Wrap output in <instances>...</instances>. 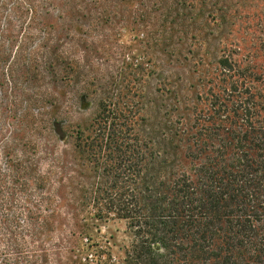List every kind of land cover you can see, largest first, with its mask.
<instances>
[{"label":"trees","instance_id":"16d2710c","mask_svg":"<svg viewBox=\"0 0 264 264\" xmlns=\"http://www.w3.org/2000/svg\"><path fill=\"white\" fill-rule=\"evenodd\" d=\"M148 1L146 97L68 131L70 11L0 0V264H264V0Z\"/></svg>","mask_w":264,"mask_h":264},{"label":"rangeland","instance_id":"374dc122","mask_svg":"<svg viewBox=\"0 0 264 264\" xmlns=\"http://www.w3.org/2000/svg\"><path fill=\"white\" fill-rule=\"evenodd\" d=\"M59 3V8H66L70 13L61 18L59 12H54L51 32H75L71 33L70 40H64L68 53L75 55L77 62L69 70L72 81L65 90L70 100L66 103V112L61 116L68 119L66 130L75 131L77 124L82 125L93 117L104 89H119L123 94H129V89L136 83L140 95L144 96L142 99L146 97L149 87L143 75L147 66L144 62L147 47L143 33H157L155 30H158L163 18L154 15L156 12L150 9L152 3L148 0H60ZM206 13L209 12H203L204 19L199 21L203 25L204 20L211 18ZM171 21L168 18L165 25L167 32H175ZM207 29L210 30L204 27L205 31ZM167 67L164 63L160 70ZM161 78L159 75L153 79ZM86 90H89L88 93ZM57 127L58 124H54L55 130ZM57 134L53 131L52 138L55 141ZM73 136L69 137V144L67 141L66 144L58 141L57 149L69 151ZM66 156L68 160L72 158L70 152H66ZM89 223L93 233L101 230L114 233L118 238L123 236V221L100 222L89 219Z\"/></svg>","mask_w":264,"mask_h":264}]
</instances>
